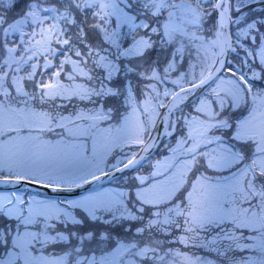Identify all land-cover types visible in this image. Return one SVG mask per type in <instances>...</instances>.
<instances>
[{
	"label": "snow or ice",
	"instance_id": "obj_1",
	"mask_svg": "<svg viewBox=\"0 0 264 264\" xmlns=\"http://www.w3.org/2000/svg\"><path fill=\"white\" fill-rule=\"evenodd\" d=\"M0 264H264V0H0Z\"/></svg>",
	"mask_w": 264,
	"mask_h": 264
}]
</instances>
